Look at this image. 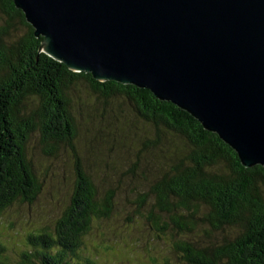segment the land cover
I'll return each mask as SVG.
<instances>
[{
  "label": "trees",
  "instance_id": "obj_1",
  "mask_svg": "<svg viewBox=\"0 0 264 264\" xmlns=\"http://www.w3.org/2000/svg\"><path fill=\"white\" fill-rule=\"evenodd\" d=\"M41 40L12 0H0V219L41 192L27 153L36 132L48 149L68 150L74 176L56 226L27 236L20 263L96 264L84 241L104 221L129 246L142 238L138 226L149 229L182 264H264V168H244L217 134L150 91L69 70L39 51ZM77 87L103 104L117 102L126 120L125 130L104 135L95 161L85 156L87 145L76 146L82 138L70 99ZM116 147L131 158L118 176L138 183L128 196L96 171ZM121 216L124 227L111 225ZM161 255L149 261L170 264Z\"/></svg>",
  "mask_w": 264,
  "mask_h": 264
},
{
  "label": "water",
  "instance_id": "obj_2",
  "mask_svg": "<svg viewBox=\"0 0 264 264\" xmlns=\"http://www.w3.org/2000/svg\"><path fill=\"white\" fill-rule=\"evenodd\" d=\"M39 51L150 91L264 168V0H12Z\"/></svg>",
  "mask_w": 264,
  "mask_h": 264
},
{
  "label": "rangeland",
  "instance_id": "obj_3",
  "mask_svg": "<svg viewBox=\"0 0 264 264\" xmlns=\"http://www.w3.org/2000/svg\"><path fill=\"white\" fill-rule=\"evenodd\" d=\"M84 90L83 87H77L74 96L70 99L76 131L82 138L76 142V146L80 144L84 148L87 145L89 151L85 156L88 159L92 157L95 161L98 149L100 147L103 149V140L107 139L104 135H107V132H114L116 128L122 127V130H125V126L120 122H126V120L118 113L117 102L103 104ZM114 110L117 113L113 112ZM115 114L119 121H116L117 117H113ZM85 134H89V137L85 138ZM39 135L36 132L32 136L27 146V153L34 165L36 179L41 184V192L35 201L16 206L0 219V255L7 258L9 264H21L19 256L25 250L27 236L43 228L53 230L60 219L61 211L70 201L74 176L68 150L48 149L41 145ZM116 148L109 153L105 151V155H108L107 168L105 169L106 166L96 167V171L99 175L104 172L111 184L120 188L121 194L126 191L125 194L128 196L132 191L131 188H138L136 186L138 183L131 177L118 176V173H123L126 169L122 163L128 166L131 158L123 150ZM121 156L122 159L119 158ZM118 203L122 207L123 202L118 201ZM124 218L121 216L118 221L111 220V225L124 227L128 223ZM138 229L142 234L138 246H129L128 243L117 241L113 232L115 227L111 229L108 223L98 222L93 226L91 236L84 241L85 253L96 264H152L149 256L158 257L159 253L167 258L170 264H182L177 253L172 250L166 240L158 241L150 232H147L150 230L144 227L138 226Z\"/></svg>",
  "mask_w": 264,
  "mask_h": 264
},
{
  "label": "bare ground",
  "instance_id": "obj_4",
  "mask_svg": "<svg viewBox=\"0 0 264 264\" xmlns=\"http://www.w3.org/2000/svg\"><path fill=\"white\" fill-rule=\"evenodd\" d=\"M90 91V90H89ZM102 109V108H101ZM114 112V111H113ZM114 117V116H113ZM96 150V149H95ZM69 225V224H68ZM26 236H27V234H26ZM29 236V235H28Z\"/></svg>",
  "mask_w": 264,
  "mask_h": 264
},
{
  "label": "clouds",
  "instance_id": "obj_5",
  "mask_svg": "<svg viewBox=\"0 0 264 264\" xmlns=\"http://www.w3.org/2000/svg\"><path fill=\"white\" fill-rule=\"evenodd\" d=\"M56 247L58 248L59 246L57 245Z\"/></svg>",
  "mask_w": 264,
  "mask_h": 264
}]
</instances>
